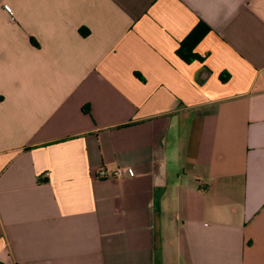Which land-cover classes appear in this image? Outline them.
Masks as SVG:
<instances>
[{"label": "crops", "instance_id": "obj_1", "mask_svg": "<svg viewBox=\"0 0 264 264\" xmlns=\"http://www.w3.org/2000/svg\"><path fill=\"white\" fill-rule=\"evenodd\" d=\"M0 264H264V0H0Z\"/></svg>", "mask_w": 264, "mask_h": 264}, {"label": "trees", "instance_id": "obj_2", "mask_svg": "<svg viewBox=\"0 0 264 264\" xmlns=\"http://www.w3.org/2000/svg\"><path fill=\"white\" fill-rule=\"evenodd\" d=\"M210 27L203 21H200L196 27L189 33V35L181 41L177 49V54L185 61L193 59H202L197 53L194 52L195 46L198 42L209 32ZM82 33H87L86 28L81 29Z\"/></svg>", "mask_w": 264, "mask_h": 264}, {"label": "built area", "instance_id": "obj_3", "mask_svg": "<svg viewBox=\"0 0 264 264\" xmlns=\"http://www.w3.org/2000/svg\"><path fill=\"white\" fill-rule=\"evenodd\" d=\"M124 174H127L128 176L134 175V170L130 167H118L116 169H113L111 171H107L104 168H100L97 172V176L99 178H118L122 177Z\"/></svg>", "mask_w": 264, "mask_h": 264}]
</instances>
